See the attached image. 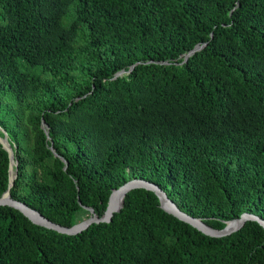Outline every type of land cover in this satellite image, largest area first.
Here are the masks:
<instances>
[{"label": "trees", "instance_id": "obj_1", "mask_svg": "<svg viewBox=\"0 0 264 264\" xmlns=\"http://www.w3.org/2000/svg\"><path fill=\"white\" fill-rule=\"evenodd\" d=\"M0 128L11 195L61 225L132 178L264 219V0H0ZM8 168L0 145V195ZM0 264H264V227L209 236L144 188L74 235L0 205Z\"/></svg>", "mask_w": 264, "mask_h": 264}, {"label": "water", "instance_id": "obj_2", "mask_svg": "<svg viewBox=\"0 0 264 264\" xmlns=\"http://www.w3.org/2000/svg\"><path fill=\"white\" fill-rule=\"evenodd\" d=\"M202 46L203 45L195 46L185 55L184 60H186L190 54L200 49ZM122 73L123 71H119L116 73V75H120ZM42 124L44 125V122H42ZM0 130L3 133L0 135V145L7 151L9 157L8 186L7 189L0 195V205H7L18 209L34 224L46 227L48 229H53L60 233L74 235L88 228L93 223L109 222L113 214L121 209L123 205V197L127 192L135 188H144L153 191L157 195L160 201V206L166 212L174 215L184 222L189 223L202 233L209 236L221 237L229 235L232 232L240 229L246 220H256L264 227V219L249 212H243L239 217L226 221L224 227L222 228L212 227L203 219L192 216L181 210L177 204L167 196L166 192L161 187H159L156 183L143 178H132L124 182L118 188L113 189L109 195L106 208L102 215L96 214L93 208L90 207L88 208L90 213L85 219L74 223L71 226L61 225L45 217L39 210L29 206L26 202L16 199L11 195L10 189L14 185V180L17 175L18 161L15 159L14 149L7 137L6 131L1 128Z\"/></svg>", "mask_w": 264, "mask_h": 264}]
</instances>
